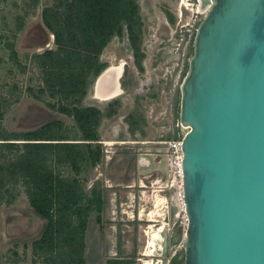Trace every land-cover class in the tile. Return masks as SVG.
<instances>
[{
  "label": "rangeland",
  "instance_id": "rangeland-1",
  "mask_svg": "<svg viewBox=\"0 0 264 264\" xmlns=\"http://www.w3.org/2000/svg\"><path fill=\"white\" fill-rule=\"evenodd\" d=\"M137 2L140 20L135 42L125 26L99 57L101 72L111 64L124 63L122 92L96 97L98 76L93 71L81 100L102 110L98 132L103 158L96 165L82 164L79 171L65 162L53 164L55 172L77 177L79 191L87 195L99 182L100 201L93 204L96 210L89 213L77 236L81 239L83 233L85 242V260L78 264H184L178 260L184 256L188 216L178 198L179 181L170 168L165 141L186 131L185 125L177 123L181 83L205 12L199 11L202 0ZM53 3L0 0V95L9 99L2 105L0 133L34 130L52 119L63 121L53 125V132L69 137L79 133L74 117L60 111L62 99L51 93L34 59L36 52L57 47L42 18L43 7ZM14 152L0 148L5 159ZM8 188L0 197V264L54 263L37 246L45 219L33 209L25 184L9 183ZM158 198L163 200L161 212L156 207ZM150 223L162 225L163 245L147 255Z\"/></svg>",
  "mask_w": 264,
  "mask_h": 264
},
{
  "label": "water",
  "instance_id": "water-1",
  "mask_svg": "<svg viewBox=\"0 0 264 264\" xmlns=\"http://www.w3.org/2000/svg\"><path fill=\"white\" fill-rule=\"evenodd\" d=\"M115 76L104 69L94 92L119 85L110 97L120 94ZM179 120L189 127L184 264H264V0H212L195 32Z\"/></svg>",
  "mask_w": 264,
  "mask_h": 264
},
{
  "label": "trees",
  "instance_id": "trees-1",
  "mask_svg": "<svg viewBox=\"0 0 264 264\" xmlns=\"http://www.w3.org/2000/svg\"><path fill=\"white\" fill-rule=\"evenodd\" d=\"M42 18L57 47L36 52L34 59L44 71L51 93L60 95V111L74 117L79 133L69 137L53 132L54 124L63 125L60 119L30 131L0 133V148L16 151L6 159L0 156V197L9 190V183H24L33 209L45 219L37 246L45 250L52 264H78L85 260V242L83 233L81 239L77 236L95 209L93 204L100 201L101 193L96 191L99 182L87 195L79 191L77 177L55 172L53 164L65 162L79 171L82 164L96 165L103 158L98 132L102 110L81 104V100L91 82L90 74L101 73L99 57L111 38L126 26L135 42L139 4L137 0H54L43 7ZM6 102L8 97L0 95V119ZM183 260L184 256L178 261Z\"/></svg>",
  "mask_w": 264,
  "mask_h": 264
},
{
  "label": "bare ground",
  "instance_id": "bare-ground-1",
  "mask_svg": "<svg viewBox=\"0 0 264 264\" xmlns=\"http://www.w3.org/2000/svg\"><path fill=\"white\" fill-rule=\"evenodd\" d=\"M185 2H187L188 4H191L189 2V0H184ZM212 2V0H210ZM211 2L208 4L207 8L203 9L201 8L200 6V9L199 11L200 12H206L207 9L209 8ZM109 68L111 69H115V72H116V76L115 78H119L122 73H123V70H124V63L120 61V63L118 64H111L109 66ZM103 86H106L105 84H103ZM120 86L119 85H115V88L112 89L110 92H102V91H97L95 92V95L96 97H99V98H107V97H110L111 95H115L116 93H118L120 91ZM188 126L186 125V128ZM189 128V127H188ZM179 185V184H178ZM180 193L178 194V198H180L181 200V205L183 207V209L186 210V204H185V198H184V189H183V181L181 182L180 184ZM183 196V197H182ZM162 205H163V200L161 198H158L157 199V202H156V207H157V210L159 212L162 211ZM187 215V213H186ZM153 218H151L152 220ZM161 228H162V225L159 226V227H156L153 223H150L149 224V240H148V244H147V248L146 250L144 251L145 254H153V252L155 251V249L157 248H161L162 247V239H163V236H162V233H161ZM148 264V262L146 263Z\"/></svg>",
  "mask_w": 264,
  "mask_h": 264
},
{
  "label": "built area",
  "instance_id": "built-area-1",
  "mask_svg": "<svg viewBox=\"0 0 264 264\" xmlns=\"http://www.w3.org/2000/svg\"><path fill=\"white\" fill-rule=\"evenodd\" d=\"M197 30V28H196ZM179 125H183L180 120L177 122ZM184 126V125H183ZM185 134V131L177 133V135L174 138L168 139L165 141L166 144V154L169 159L170 168L172 170V173L175 177V179L179 184V188L181 182L183 181V136ZM183 197V196H182ZM185 210V209H184ZM186 211V210H185ZM188 218V217H187Z\"/></svg>",
  "mask_w": 264,
  "mask_h": 264
}]
</instances>
